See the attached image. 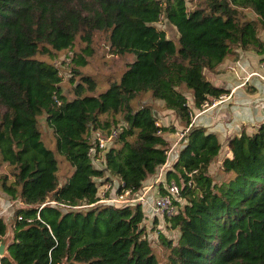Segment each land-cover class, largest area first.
<instances>
[{
    "label": "trees",
    "instance_id": "obj_1",
    "mask_svg": "<svg viewBox=\"0 0 264 264\" xmlns=\"http://www.w3.org/2000/svg\"><path fill=\"white\" fill-rule=\"evenodd\" d=\"M194 1L0 0V205L4 195L22 204L12 226L0 214V246L7 249L0 264H264V123L229 141L216 178L210 168L222 151L219 137L192 123L194 110L230 93L208 74L237 50L264 54V0L189 7ZM162 19L177 29V42L159 29ZM99 35L124 67L107 77L104 92L99 76L80 68L94 58ZM61 53L78 66L71 99L60 68L38 58ZM157 102L190 127L165 173L185 204L166 215L179 238L160 235L162 257L141 204L118 208L101 202L109 192L99 195L114 179L118 193L139 194L165 165L166 135L176 128L160 124ZM41 117L54 150L42 139ZM113 131L119 146L97 168L91 136ZM62 162L71 167L64 176Z\"/></svg>",
    "mask_w": 264,
    "mask_h": 264
},
{
    "label": "crops",
    "instance_id": "obj_2",
    "mask_svg": "<svg viewBox=\"0 0 264 264\" xmlns=\"http://www.w3.org/2000/svg\"><path fill=\"white\" fill-rule=\"evenodd\" d=\"M261 38L264 41V37ZM236 53V56H230L226 59L216 72L207 75V78L215 86L230 91L227 95H232L231 99L207 111H195L197 118L195 121L192 118V123L194 121L195 126L204 127L210 132L216 133L222 144L221 153L224 151L223 155L220 154L218 161L212 164L211 174L215 166L219 169L222 159L229 154L228 143L233 137L239 136L243 130H246L248 134H253L264 123V81L257 77L248 80L251 73L262 70L264 54L240 50H237ZM162 113L165 117L160 120V124L176 128L175 133L166 135V139L172 146L177 141V132L182 131L184 127L181 125V120L172 112L164 111ZM103 161L104 156H102V164ZM153 181L154 179H151L147 185L152 184ZM118 186V181L114 179V183L104 187L110 188L106 192L113 196L117 193ZM177 203H181V201ZM143 209L146 213V209ZM5 242L9 244L11 241H8V237H6Z\"/></svg>",
    "mask_w": 264,
    "mask_h": 264
},
{
    "label": "rangeland",
    "instance_id": "obj_3",
    "mask_svg": "<svg viewBox=\"0 0 264 264\" xmlns=\"http://www.w3.org/2000/svg\"><path fill=\"white\" fill-rule=\"evenodd\" d=\"M197 3V0H195L192 3H189V7H193V5ZM252 17H255L254 15H251ZM159 29L166 31L167 37L175 42L178 41L179 39V34L177 29L172 26L171 24L167 23L165 20H161V22L158 24ZM259 35L261 37H264V31L259 27ZM95 47H96V54L94 56L93 59L90 60L89 65L87 67H80L82 69L83 72H87L93 75H98L99 78L103 81V85L100 87V92H104L108 86L107 83H105L107 77L111 74V73H117L118 75L121 74V72L123 71V63L120 61L119 58L113 57L109 50H108V44H107V38L104 35H99L96 39V43H95ZM73 57L70 54L67 53H61L59 55L58 58L56 59H50L46 56H42L39 55L38 58L41 60H45L47 62L53 63L55 66L59 67L61 72L63 73L64 79H63V83H62V91L63 93L69 98L71 99L73 97L72 95V91L74 89V84H72V69L73 68H78L76 62L73 61V59L70 61V66H67V60ZM65 62V63H63ZM226 95V94H224ZM148 103L150 101V99H147ZM144 103H147L146 101H144ZM157 104L159 106H157ZM154 104L153 106L155 107L156 110H158V112H160L159 114V119L161 120L163 117H165L164 113H162V109H161V102ZM195 111L194 110V115H195ZM40 121V129L42 132V139L44 140L45 144L51 148L52 150L55 149V138H54V134L51 128H49V126L46 123V119L45 117H41L39 119ZM172 127V126H170ZM184 131V129L182 130ZM180 131V132H182ZM109 136V134H103L101 132H96L93 133V135L91 136V140L93 141V143L96 142V140L100 139V138H107ZM118 147L119 145L115 142H111L109 141L108 143V148L110 149L111 147ZM224 152V151H223ZM223 152L221 153V155H223ZM102 156L103 154L99 155L96 158V161L94 162V166L95 167H104V162L102 164ZM58 159L60 161H62V157L60 155H57ZM217 165V164H216ZM62 166V171H61V175L64 176L67 174L69 168L71 169V167L69 165H67L66 163L62 162L61 163ZM6 171L5 168L0 170V173ZM212 176L214 178L218 177V168L217 166L214 167V169L212 170ZM65 177L61 178V181H65L66 179H64ZM98 183H100V181L98 180ZM114 183V181L112 182ZM175 183L177 184V182L175 181ZM168 184V183H167ZM147 186V184H146ZM106 187H104L103 185L99 186V195L101 198H103L106 193ZM144 190H142L143 192ZM3 201H1V205H0V209L1 212L0 214L6 219L7 223L12 226L13 225V217L15 214L16 209H18L19 207L22 206L21 202H19V200L17 201H11L10 198L6 195L3 196ZM155 197V193H151L149 198ZM153 199H150V202H152ZM177 202H175L176 204ZM185 204V200L181 198V203H177L176 206H178V210L180 209V207H182ZM152 205L149 206L147 205L145 207V211H146V220H145V226L147 228L148 231V235H149V240L153 246V248L157 251V253L162 257V247L160 245V235L163 234L165 235V237H168L170 239H174L175 241L178 240L179 235L177 232L175 231H169L167 229L166 226V215H162L161 213H157L152 209ZM13 237V233L10 230V233L8 234V241H11ZM5 253H7V249H5Z\"/></svg>",
    "mask_w": 264,
    "mask_h": 264
},
{
    "label": "built area",
    "instance_id": "obj_4",
    "mask_svg": "<svg viewBox=\"0 0 264 264\" xmlns=\"http://www.w3.org/2000/svg\"><path fill=\"white\" fill-rule=\"evenodd\" d=\"M164 20V19H162ZM67 65L70 63V58L67 60ZM262 70L260 71H255L251 73L248 76V80H250L253 77H257L264 81V65L261 68ZM60 75H63L61 72ZM232 95H222L218 99H214L212 103H206L204 105L203 111L204 110H209L210 108H215L218 107L227 101L231 99ZM205 111V112H206ZM204 113V112H203ZM192 118L195 119L197 118L195 115L192 116ZM193 121V123H194ZM190 131V127L185 129L182 132H177L176 137L177 141L170 147L169 151L167 152V160L165 165H163L159 171V174L156 176L154 179L153 183L150 185H147L144 189L143 192L139 194H134L130 190H123L121 193H115L113 196L107 197L106 199L101 200L102 203L112 205L114 207L122 208V207H127V206H134L137 204H141L143 208H145L147 205L153 206L152 209L157 212L161 213L162 215H174L178 212V208L175 204V202L181 201L180 197V188L178 184L175 182H171L169 184L166 183L165 181V173L169 165H171L173 162V158L176 155V152H179V150L182 148V143L186 139L187 134ZM117 136V132L113 131L112 135H110L107 138H100L96 140L95 143L91 145L89 148V156L93 163L96 161V158L107 152L108 148V143L109 141H114V139ZM161 187L165 190V194H161L160 190ZM110 188H107L106 191H109ZM151 193H155L156 197L154 198H149ZM150 199H153L152 202H150ZM48 205L51 204L53 206H59L62 208H81V207H71L67 206L64 204H60L57 202H49L47 203ZM44 204L42 207H44Z\"/></svg>",
    "mask_w": 264,
    "mask_h": 264
},
{
    "label": "water",
    "instance_id": "obj_5",
    "mask_svg": "<svg viewBox=\"0 0 264 264\" xmlns=\"http://www.w3.org/2000/svg\"><path fill=\"white\" fill-rule=\"evenodd\" d=\"M5 249H6L5 245L2 244V245L0 246V258L3 257V256L5 255Z\"/></svg>",
    "mask_w": 264,
    "mask_h": 264
}]
</instances>
